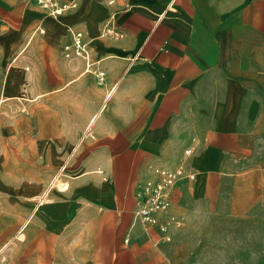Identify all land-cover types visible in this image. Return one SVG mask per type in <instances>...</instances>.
I'll use <instances>...</instances> for the list:
<instances>
[{
    "label": "crops",
    "instance_id": "1",
    "mask_svg": "<svg viewBox=\"0 0 264 264\" xmlns=\"http://www.w3.org/2000/svg\"><path fill=\"white\" fill-rule=\"evenodd\" d=\"M59 1L76 8L55 18L0 0L1 100L31 117L46 108L31 147L63 157L13 260L264 261V0ZM73 31L88 71L65 55ZM159 169L180 175L158 224L143 225L136 195Z\"/></svg>",
    "mask_w": 264,
    "mask_h": 264
},
{
    "label": "rangeland",
    "instance_id": "2",
    "mask_svg": "<svg viewBox=\"0 0 264 264\" xmlns=\"http://www.w3.org/2000/svg\"><path fill=\"white\" fill-rule=\"evenodd\" d=\"M1 99L0 264H26L24 260H13L16 255L22 256L25 252L24 244L18 243L22 237L15 235L29 219L36 205L35 197L43 192L63 157L51 154L47 160L40 159L42 151L31 147L32 141L39 140V122L46 114V108L31 117L28 108L17 106L15 101ZM23 144L30 147H23ZM45 153L50 154V151L44 150ZM240 264H264V261Z\"/></svg>",
    "mask_w": 264,
    "mask_h": 264
},
{
    "label": "built area",
    "instance_id": "3",
    "mask_svg": "<svg viewBox=\"0 0 264 264\" xmlns=\"http://www.w3.org/2000/svg\"><path fill=\"white\" fill-rule=\"evenodd\" d=\"M35 2L40 8L55 18L66 11L76 8V4H64L59 0H35ZM106 33H112V30H107ZM65 55L68 58L74 56L84 59L87 64V71L90 70L92 64L89 59V44L82 32H72V42L65 46ZM95 75L100 85L106 83V73L104 71H96ZM65 170L66 166H63L53 177L46 191L37 198V205L47 201L48 193L58 184L60 176ZM157 173L159 176L158 180L148 182L136 195L137 206L134 211V219L143 225L155 226L158 224L159 214L169 207L168 191L180 175V172L165 169H159Z\"/></svg>",
    "mask_w": 264,
    "mask_h": 264
},
{
    "label": "bare ground",
    "instance_id": "4",
    "mask_svg": "<svg viewBox=\"0 0 264 264\" xmlns=\"http://www.w3.org/2000/svg\"><path fill=\"white\" fill-rule=\"evenodd\" d=\"M90 123H91V122H90ZM22 236H23V235H22ZM22 236H21V237H22ZM24 237H25V235H24Z\"/></svg>",
    "mask_w": 264,
    "mask_h": 264
}]
</instances>
